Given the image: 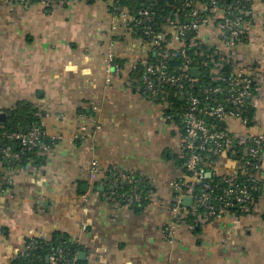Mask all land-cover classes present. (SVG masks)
I'll return each instance as SVG.
<instances>
[{"label": "crops", "instance_id": "0c3cea01", "mask_svg": "<svg viewBox=\"0 0 264 264\" xmlns=\"http://www.w3.org/2000/svg\"><path fill=\"white\" fill-rule=\"evenodd\" d=\"M251 6L254 42L237 50L264 77V0ZM200 40L213 45L218 36L206 28ZM110 47L122 72L108 83ZM149 56L106 0L55 10L0 0V114L32 103L45 136L56 139L42 167L4 170L13 186L0 194V264H17L29 241L56 234L80 246L81 264H264V172L253 214L175 224L168 235L173 184L184 174L181 128L165 119L163 105L126 87L134 66ZM252 132L264 136V85ZM237 167L235 156L223 157L222 171ZM117 169L144 176L155 202L137 212L108 200V172Z\"/></svg>", "mask_w": 264, "mask_h": 264}, {"label": "built area", "instance_id": "2783aa9c", "mask_svg": "<svg viewBox=\"0 0 264 264\" xmlns=\"http://www.w3.org/2000/svg\"><path fill=\"white\" fill-rule=\"evenodd\" d=\"M4 1L27 5L40 3L55 10L81 0ZM106 1L115 21L126 30L136 32L142 45L149 48V59L134 66L127 89L154 103L160 100L159 104L171 111L165 116L167 121L176 116L181 119L183 132L179 158L183 161L184 174L173 184L175 194L170 208L173 222L168 226V235L173 236L175 224L205 225L225 215L237 217L233 210L236 207L243 216L253 214L259 201L253 191L261 187L264 172V136L253 133L252 129L255 126V101L262 94L264 77L259 64L247 63L237 50L254 42L252 0H182L171 6L173 16L166 18L168 24L160 30L156 24L157 13L152 9L154 1L147 0L148 6L136 9L121 4L122 0ZM206 28L218 36L213 45L200 40V33ZM197 46L206 49L190 52ZM191 55L205 57L204 66L212 65L206 80H202L201 69L194 65ZM169 58H180L184 64L171 69ZM105 66L108 83L119 78L122 63L111 47ZM139 66L144 70L134 77ZM193 69L199 70L197 77L192 75ZM177 100L183 103L176 105ZM250 112L252 116H249ZM232 122L244 128V133L235 132ZM43 134L41 127L27 132L0 134V139L21 148L15 152L7 145L0 148V154L11 163L22 160L26 152L33 150L37 156L47 159L52 147L41 143ZM226 154L238 160L237 169L230 174L221 169V161ZM28 166L34 169L42 167L29 159L24 166L8 169L23 172ZM92 166L97 169L96 162ZM6 169L0 161V194L12 192L13 180L5 176ZM213 177H222L224 186L207 181ZM124 182L134 185L140 180L132 177L131 172L120 170L112 187L117 188ZM154 192V189L150 190L143 197L134 186L129 196L122 195L126 202L124 207L132 208L134 203L142 201V197L149 205L153 204ZM186 196L192 198L189 207L183 205ZM106 198L111 199L110 196ZM78 261L79 253L68 248L59 249L48 258L49 264H77Z\"/></svg>", "mask_w": 264, "mask_h": 264}, {"label": "trees", "instance_id": "16d2710c", "mask_svg": "<svg viewBox=\"0 0 264 264\" xmlns=\"http://www.w3.org/2000/svg\"><path fill=\"white\" fill-rule=\"evenodd\" d=\"M154 1V9L157 13V28L160 30L161 27L166 26L168 22L166 21V18L173 16L174 9H172V5H174L177 2H180L182 0H152ZM121 4L127 5L128 7L132 9H136L141 6H148L149 1L147 0H122ZM206 47L204 46H197V48H191L190 52H193L194 50H205ZM193 61L195 62L194 65L199 67L201 69V77L202 80H206L210 67L212 66L207 65L204 66V62L206 61L205 57H199L191 55ZM153 58V56H151ZM155 60V58H153ZM168 64L171 69L177 68L179 65L184 64V60L180 58L175 59H168ZM144 70L143 67L139 66L137 70L134 73V77H137L142 71ZM227 70V67L226 69ZM158 103H160V100H157ZM183 102L180 100L176 101V105L182 104ZM6 114V121L0 122V134L1 136L3 134H12V133H18V132H27L35 127H41L42 126V119L41 116L38 115V108L34 106L32 103L28 102H20L18 103L13 109H8L4 111ZM171 111L165 110L164 114L165 116L169 115ZM249 116H252V112L249 113ZM169 122L176 123L180 126L181 132H183V128L181 125V119L180 117L176 116L175 118H172L169 120ZM44 131V130H43ZM2 143L0 144V148H5L7 145L11 146L12 150L15 152H19L21 150L20 147H16L15 144L8 140L0 139ZM42 144L49 145L53 147L56 143V140H51L43 134L42 137ZM29 159L33 160V164L36 166H42L46 163L45 157H40L36 155V151H28L26 154L22 157V160L11 163L7 159L3 158V156L0 154V161L3 162L4 166L7 168L10 167H21L28 163ZM178 162L183 167V161L178 156ZM120 170H112L108 172V183L106 187L107 196L111 197L112 202H118L119 206L124 207L125 201L122 198V195L129 196L131 193V190L134 186H136L137 192L140 193L143 197L146 196L150 190H153V186L150 185V182L142 175L139 174H132V177L140 180L139 183H136L134 185L127 184L126 182L119 184L117 188L112 187V183L114 178L119 175ZM208 182L213 181L216 184H219L220 187L224 186V180L222 177H213L207 179ZM175 194V193H174ZM261 194V187L254 189L253 195L258 198ZM142 197V201L139 203H134L132 208L135 209L137 212H142L147 206H149V202L144 200ZM233 210L236 213L237 217H242L244 214L240 211L239 208H233ZM190 223V221H189ZM195 226V225H194ZM29 248L27 251H25L18 259L17 264H49L48 258L52 256L54 253H56L59 249L65 248L70 249L72 251H75L77 253L80 252V246L77 243H73L69 241L65 236H61L60 234H56L51 241H40V240H31L29 241L28 245ZM77 264H81L80 260Z\"/></svg>", "mask_w": 264, "mask_h": 264}, {"label": "water", "instance_id": "95a60500", "mask_svg": "<svg viewBox=\"0 0 264 264\" xmlns=\"http://www.w3.org/2000/svg\"><path fill=\"white\" fill-rule=\"evenodd\" d=\"M192 75L194 77H197L199 75V70L198 69H193L192 70ZM5 121H6V114L5 113H1L0 114V122H5ZM234 146H236V143H234ZM207 177H210V175L208 174ZM191 202H192V198L191 197H188V196L184 197V199H183V205L184 206L189 207L191 205ZM83 256H85V253L81 252L79 254V259H82Z\"/></svg>", "mask_w": 264, "mask_h": 264}]
</instances>
